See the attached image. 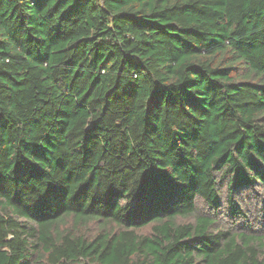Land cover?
Here are the masks:
<instances>
[{
    "label": "trees",
    "instance_id": "obj_1",
    "mask_svg": "<svg viewBox=\"0 0 264 264\" xmlns=\"http://www.w3.org/2000/svg\"><path fill=\"white\" fill-rule=\"evenodd\" d=\"M240 192L264 0H0V264H264Z\"/></svg>",
    "mask_w": 264,
    "mask_h": 264
},
{
    "label": "rangeland",
    "instance_id": "obj_2",
    "mask_svg": "<svg viewBox=\"0 0 264 264\" xmlns=\"http://www.w3.org/2000/svg\"><path fill=\"white\" fill-rule=\"evenodd\" d=\"M226 194L227 193L225 189H223V192L220 196V205L217 209L209 208L202 200H198V211L200 213H209L214 217H217L218 225L228 227L234 224L233 222L235 220L239 226L245 227L243 223L244 218L241 216L233 217L229 213ZM237 200L239 201L240 206H242L245 210L246 223L250 224V227L253 231H256L257 233H264V202L252 192H240L238 194ZM70 222L71 221L67 222V225ZM97 228V223L91 222L89 224L83 225L81 227V232L87 236H90L95 233Z\"/></svg>",
    "mask_w": 264,
    "mask_h": 264
}]
</instances>
